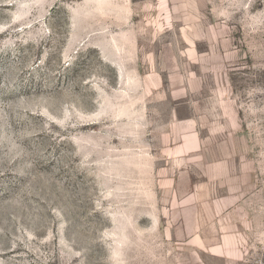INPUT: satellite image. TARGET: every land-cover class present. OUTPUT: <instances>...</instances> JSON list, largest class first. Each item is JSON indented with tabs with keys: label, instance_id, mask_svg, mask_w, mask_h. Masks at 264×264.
I'll use <instances>...</instances> for the list:
<instances>
[{
	"label": "rangeland",
	"instance_id": "rangeland-1",
	"mask_svg": "<svg viewBox=\"0 0 264 264\" xmlns=\"http://www.w3.org/2000/svg\"><path fill=\"white\" fill-rule=\"evenodd\" d=\"M0 264H264V0H0Z\"/></svg>",
	"mask_w": 264,
	"mask_h": 264
}]
</instances>
